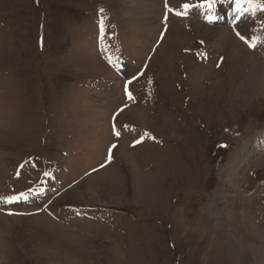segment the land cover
<instances>
[{
  "label": "rangeland",
  "instance_id": "obj_1",
  "mask_svg": "<svg viewBox=\"0 0 264 264\" xmlns=\"http://www.w3.org/2000/svg\"><path fill=\"white\" fill-rule=\"evenodd\" d=\"M196 1L0 0V264H264V0Z\"/></svg>",
  "mask_w": 264,
  "mask_h": 264
},
{
  "label": "bare ground",
  "instance_id": "obj_2",
  "mask_svg": "<svg viewBox=\"0 0 264 264\" xmlns=\"http://www.w3.org/2000/svg\"><path fill=\"white\" fill-rule=\"evenodd\" d=\"M158 1L159 0H145V4L148 6V7H154V6H156V4L158 3ZM142 2V1H141ZM143 4V3H142ZM254 13H255V8H253L252 9V14L254 15ZM252 14H250V13H248V14H246L245 15V18L242 20V21H244V20H248V19H251V18H249V17H252L251 15ZM144 15V14H143ZM162 16V15H161ZM160 16V17H161ZM153 17H154V15H153V12H150V14H148V20L150 21V23L149 22H142L143 24H141V25H139V26H136L135 25V27L136 28H139V27H146L144 24H148V26H150L151 27V24L153 23ZM162 18V17H161ZM161 18H159V20H161ZM193 21H195V22H197V20H193ZM242 21H240L239 23H238V28L242 31V30H246V29H249L250 30V32L251 31H253V29L251 30V28H250V25L252 24V20H250L251 22L249 23L248 21H246V22H243V23H241ZM258 24V23H257ZM206 26H208V27H210V28H212L211 30V33L208 35L209 37H211V38H215L216 37V35H217V32H218V30H220L219 29V24H214V25H212V24H207ZM227 26H229L230 27V24H222V25H220V28L221 29H224V27H227ZM147 28V27H146ZM161 28V26L159 27V29ZM159 31V30H158ZM158 33V32H157ZM158 37V36H157ZM183 42V41H182ZM261 63V62H260ZM263 66V65H262ZM249 75V74H248ZM247 77V76H246ZM250 81V80H249ZM257 86V87H256ZM255 87L254 86H251V87H249V91H251V92H253V93H256V92H258L257 90H258V85H256ZM247 131V130H246ZM264 130H262L261 132H259L258 133V135H256V136H254L253 137V140H252V144H251V146L253 145V143H254V141L257 139V138H259V137H263L264 136ZM249 141V140H248ZM244 142V141H243ZM241 146H242V149L243 150H247L248 149V146H244L243 144H241ZM263 147V146H262ZM264 148V147H263ZM254 153L256 154V156H258V155H260V154H263V152L262 151H258L257 150V148H254ZM186 156V155H185ZM173 161V160H172ZM168 164V163H167ZM177 165V164H176ZM178 166H179V164H178ZM94 190H95V188H94ZM91 194V193H90ZM99 194V193H98ZM91 196V195H90ZM94 204H96V203H94ZM91 205H93V204H91ZM37 216V215H36Z\"/></svg>",
  "mask_w": 264,
  "mask_h": 264
},
{
  "label": "snow or ice",
  "instance_id": "obj_3",
  "mask_svg": "<svg viewBox=\"0 0 264 264\" xmlns=\"http://www.w3.org/2000/svg\"><path fill=\"white\" fill-rule=\"evenodd\" d=\"M247 2L249 3V5L251 6L252 4V0H247ZM217 3V0H203V4L202 6H206L207 8L211 9L215 6V4ZM241 3L242 0H236V8L237 10L241 9ZM184 8L189 7V5L185 4L183 5ZM179 14V13H178ZM210 21L214 20L216 17L214 16H209L207 17ZM238 18V17H237ZM239 34V33H238ZM242 39H244V37H241ZM118 134V133H117ZM145 135H148V133H145ZM143 139V137L141 138ZM140 141H136V143H139ZM109 159H111V157H109ZM21 196H23L24 194H20ZM19 197L13 196V197H7L5 198L8 202H11L12 200L18 199Z\"/></svg>",
  "mask_w": 264,
  "mask_h": 264
}]
</instances>
